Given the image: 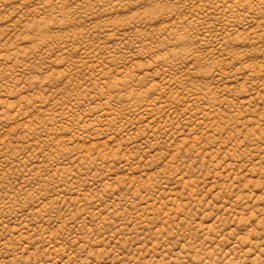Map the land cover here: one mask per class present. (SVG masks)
<instances>
[{
    "label": "rangeland",
    "instance_id": "374dc122",
    "mask_svg": "<svg viewBox=\"0 0 264 264\" xmlns=\"http://www.w3.org/2000/svg\"><path fill=\"white\" fill-rule=\"evenodd\" d=\"M0 264H264V0H0Z\"/></svg>",
    "mask_w": 264,
    "mask_h": 264
}]
</instances>
